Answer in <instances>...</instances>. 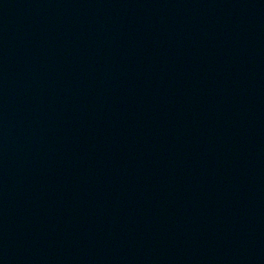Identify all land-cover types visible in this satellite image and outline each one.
Wrapping results in <instances>:
<instances>
[{
	"label": "water",
	"instance_id": "95a60500",
	"mask_svg": "<svg viewBox=\"0 0 264 264\" xmlns=\"http://www.w3.org/2000/svg\"><path fill=\"white\" fill-rule=\"evenodd\" d=\"M0 264H264V0H0Z\"/></svg>",
	"mask_w": 264,
	"mask_h": 264
}]
</instances>
